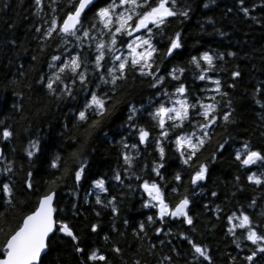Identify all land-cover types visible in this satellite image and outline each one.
Instances as JSON below:
<instances>
[{
    "label": "snow or ice",
    "instance_id": "snow-or-ice-1",
    "mask_svg": "<svg viewBox=\"0 0 264 264\" xmlns=\"http://www.w3.org/2000/svg\"><path fill=\"white\" fill-rule=\"evenodd\" d=\"M215 3L216 0H206L203 7ZM32 8L35 33L32 39L37 41L39 53H47V71L41 70L35 83L47 96L57 100L81 98L82 104L75 110V119L81 126L96 129L110 118L121 102L116 96L130 77L147 80L153 91L146 103L127 104V115L121 125L127 132L116 133L120 139L114 140V146L120 163L111 170V176L95 173L94 178L90 177L83 145L70 154L75 164L71 171L64 162L61 174H53L44 182L35 180L32 170L27 171L24 192L36 199L15 225L9 222L6 213L0 215V236L3 237L0 264H45L52 246L63 241L70 242L76 264H113L109 252L123 255V248L118 244L105 251L85 243L74 222L80 215L79 206L74 201L66 211L58 199L57 189L69 179L77 199L79 186L90 179V190L83 197V203L88 204V197L94 195L95 205L110 209L113 216L119 215L118 201L124 194H114L110 182L138 191L140 207L151 214L135 222L132 235L138 242L148 241L146 251L156 256V264H177L178 257L183 258L184 264H214L209 247L194 235L195 221L190 214L194 198L211 177L212 166L227 154L233 167L247 181L264 189V145L258 146L250 137L228 131L238 123L232 93L243 73L239 65L230 71L223 65L228 63L226 57L234 58L237 53L207 49L190 55L185 66L173 65L162 70L164 61L174 59L185 46L183 32L169 30L174 21L182 23L191 18L193 9L186 0H32ZM257 10L264 12V0L259 5L251 0H233L226 14L235 13L264 26V15L253 14ZM207 22L215 23L211 17ZM200 27L203 30L204 25ZM216 31L221 36L227 35L219 29ZM10 43L15 46L17 41ZM21 50L28 51L23 47ZM31 60L35 63L37 56L32 55ZM23 69L21 64L19 77L26 78ZM189 71L194 81L204 82L202 87L193 88L187 82ZM219 72L228 73L230 79L222 81L216 75ZM16 83L11 81L12 91L20 97L23 92L15 90ZM27 87L31 89L32 85ZM248 98L259 109V127L264 129V80L252 85ZM7 105V99L0 98V108ZM12 108L22 111L23 104L13 103ZM0 125H3L0 139L8 141L14 130L2 120ZM261 136L264 137V131ZM214 140L211 153L205 156ZM150 147L156 155L148 161L146 154ZM167 150L175 153L181 165L179 171L172 172L170 181L165 176L170 167ZM42 151L40 139H30L25 149L29 163L39 158ZM14 152V149L6 152L0 148V201L3 202L0 206L13 210L26 203L17 195ZM61 162L62 157L57 153L52 156L49 167L60 170ZM234 179L239 190L240 175ZM210 195L216 197L217 192L211 191ZM256 205L257 200L253 198L247 205L237 202L227 213L219 205L211 209L217 220L224 215L225 234L232 238L239 252L246 253L242 259L239 252L229 255L227 264H264V212L259 218L251 214ZM203 207L208 209L207 204ZM95 215L99 217L101 213L96 211ZM129 223L128 218L123 220L125 227ZM176 223L190 226L191 232H174L171 225ZM99 227L98 223H92L90 232L97 233ZM112 231H118L115 224ZM150 232L158 244L152 242ZM161 236L164 238L160 239ZM103 239L108 242L109 236ZM177 239L188 246L186 252L173 243ZM165 247L167 253L163 252ZM131 264H141V260L135 259Z\"/></svg>",
    "mask_w": 264,
    "mask_h": 264
},
{
    "label": "trees",
    "instance_id": "trees-1",
    "mask_svg": "<svg viewBox=\"0 0 264 264\" xmlns=\"http://www.w3.org/2000/svg\"><path fill=\"white\" fill-rule=\"evenodd\" d=\"M192 6L191 18L178 23L174 21L169 31L180 30L184 34L185 46L180 54L174 59L165 60L162 65L170 68L173 65L185 66L190 55H196L199 51L215 49L217 51H234L237 55L226 57L227 64L223 66L229 71L239 65L243 78L238 82V87L233 91L232 96L235 100L236 117L238 123L228 128L234 135L250 137L254 144L264 145V137L261 132L264 129L259 127L260 119L257 115L259 109L252 104L248 98V92L254 83L264 80V26L255 24L247 18L236 15L235 13L226 14L227 8L233 6V0H216L215 4H209L208 8L203 7L206 0H186ZM260 4L261 0H251ZM7 5V7H5ZM32 0H0V98H6L7 107L0 108V120L9 125L14 130L13 137L8 141L0 139V148L6 152L13 149L14 158L17 162V175L14 177L18 188V199L26 203L18 205L16 209H6L0 206V215L7 214L9 222L15 225L24 214L31 202L36 197L29 196L24 192L23 181L29 170L34 172V179L37 181H48L53 174L60 175L63 171L64 162L69 171L75 168V164L70 159V154L84 146L86 158L89 161V175L94 178L95 173H107L111 176V170L119 166L114 140H119L120 136L116 133L126 134V128H122L127 115V104L147 102L152 93L148 86V81L142 78H129L119 90L116 99L121 101L116 106L114 114L105 120L99 128L86 129L75 119V110L82 104V99L77 100L55 99L46 95L45 91L35 83L41 70L47 71L45 61L47 53H39L37 41L32 37L35 35L32 29ZM254 15L262 16L264 12L257 10ZM211 17L214 24H209L207 18ZM203 24V30L200 25ZM216 29L227 33L226 36L218 34ZM16 40L13 46L10 41ZM163 43V42H162ZM21 47L27 48L23 52ZM19 53V54H18ZM36 55L37 61L34 63L31 56ZM23 64L26 78L19 77V66ZM187 82L193 88H199L204 82L194 81L191 71L186 73ZM222 81L229 80L226 72L216 73ZM16 80L15 90L23 92V95L16 97L12 91L11 81ZM28 84L32 87L29 89ZM5 86H8L5 88ZM211 86V85H209ZM248 90L246 92L245 90ZM23 104L22 111L12 108L13 103ZM67 125V128L64 125ZM3 125H0L2 128ZM223 131V130H221ZM107 134V135H105ZM38 138L42 144V154L29 163L25 149L28 141ZM218 138V137H217ZM215 140L208 145L205 156L209 155L213 149ZM60 154L62 157V167L60 170L51 169L49 162L53 155ZM168 165L165 171L166 178L170 181L173 171H179L181 165L176 159L174 152L167 150ZM155 152L150 147L146 154V160L150 161L155 157ZM255 170V169H253ZM240 175L239 190L234 177ZM187 183V180L185 181ZM127 183V182H126ZM110 188L114 194L119 196L123 193L122 200H119L120 213L113 216L111 210L102 208L94 203V195L88 197L89 203H83V197L90 190V179L85 180L79 186V199L74 197L72 187L73 182L68 180L57 189L58 199L61 207L67 211L72 202L79 206L80 215L75 218L77 230L85 237V243L89 246L100 247L107 251L113 244H118L123 248V255L113 257V264H131V261L140 259L141 264H156V256L149 255L146 251L148 241L138 242L132 235V228L135 222L143 220L147 214H151L148 209L140 207V194L138 191H130L126 187H121L116 182H110ZM189 191H191V187ZM211 191H216L217 196L212 197ZM264 189L254 186L247 181L242 172H238L232 165L231 159L225 157L212 166L211 177L203 185V191H198L192 204V212L195 221V237L206 244L214 259V264H227L229 255H237L239 250L232 243V238L226 233V220L222 214L217 220L211 209L219 205L225 210L232 209L237 202L247 205L255 198L257 205L250 212L256 218L264 212ZM102 198L104 194H101ZM0 201V205H2ZM207 204L206 210L203 205ZM101 215L97 217L95 212ZM69 216L71 213H68ZM128 218L130 223L127 227L123 225V220ZM98 223L100 227L97 233L90 232V225ZM115 224L118 231H112ZM215 225V227H213ZM173 231L182 230L191 232L190 226L179 223L172 224ZM123 233V236L120 233ZM109 236V241L105 242L103 237ZM152 242L158 244L157 238L153 233H149ZM3 237L0 236V239ZM164 237L161 236L160 239ZM142 243V246H141ZM173 243L187 251V245L180 240H173ZM168 249H163L167 253ZM159 252V245L157 248ZM244 252H239L242 259ZM76 256L73 255L70 242H57L52 246L45 258V264H76ZM177 264H184L182 257L177 258Z\"/></svg>",
    "mask_w": 264,
    "mask_h": 264
}]
</instances>
